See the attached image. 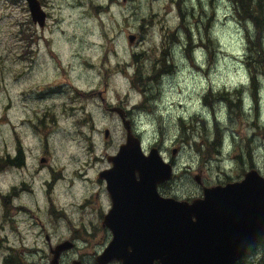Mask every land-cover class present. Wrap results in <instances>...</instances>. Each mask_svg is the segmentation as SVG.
<instances>
[{
  "label": "clouds",
  "instance_id": "1",
  "mask_svg": "<svg viewBox=\"0 0 264 264\" xmlns=\"http://www.w3.org/2000/svg\"><path fill=\"white\" fill-rule=\"evenodd\" d=\"M37 2L43 28L21 17L28 0H0V159L17 158L18 137L27 164L0 171V264H50V249L57 264H99L112 231L95 242L80 233L95 236L114 208L96 182L111 169L83 167L89 141L101 161L130 139L155 153L168 169L156 185L189 206L241 175L264 179V0ZM57 84L87 102L38 99ZM44 111L56 120L47 140L33 127ZM105 129L119 138L102 143ZM45 143L55 180L34 167ZM232 259L264 264V230L237 238Z\"/></svg>",
  "mask_w": 264,
  "mask_h": 264
},
{
  "label": "water",
  "instance_id": "2",
  "mask_svg": "<svg viewBox=\"0 0 264 264\" xmlns=\"http://www.w3.org/2000/svg\"><path fill=\"white\" fill-rule=\"evenodd\" d=\"M28 2L33 21L43 26L45 14L37 0ZM108 160L111 170L99 176L106 179L114 198L103 223L113 239L100 264L113 258L122 264H233L234 241L264 230V179L255 173L229 182L236 185L206 189L204 200L189 206L157 194L156 183L166 178L168 169L155 153L144 158L135 140ZM52 253L50 264H57L56 250Z\"/></svg>",
  "mask_w": 264,
  "mask_h": 264
},
{
  "label": "rangeland",
  "instance_id": "3",
  "mask_svg": "<svg viewBox=\"0 0 264 264\" xmlns=\"http://www.w3.org/2000/svg\"><path fill=\"white\" fill-rule=\"evenodd\" d=\"M13 6H16L15 5V0H13ZM20 15L21 17L23 16H26L27 14L31 13V10H30V5L29 3L27 4L26 7L24 6H21L20 9ZM16 24L20 27L21 29V38L24 42H27V43H30L31 42V39H32V34L31 33H26L24 31V24L20 22V20H17L16 21ZM30 24H36L33 19H32V14H31V19H30ZM44 27V24L43 26H41V28ZM30 55V53H28L27 51L25 52H22L21 53V56H20V60L22 61V63L24 64H29L31 63L30 59L28 58ZM19 75L20 73L18 72L17 73V78L19 79ZM63 97L64 99H67L71 104H81V103H86L88 98L87 97H84V96H81L79 93H77L74 97H69L67 96V93L66 91L63 89V87L59 84L57 85H54L48 89H44L42 91V95L40 97H38V99H41V100H45V101H52V102H55L58 98H61ZM64 110L65 111H70L71 109H69L66 105L64 106ZM34 115V118L36 120V123L33 125L34 129L36 131H38L41 135L45 136L46 140H47V135L48 133L50 132V128H49V125H55L56 123V120H55V117L54 115L51 114V112L49 111H44L42 112L39 116H37L35 113L33 114ZM88 123H91V121L89 120ZM105 132V131H104ZM111 136H116L117 138H119V132L117 131H113L110 133L109 137L106 139L105 138V133H103L102 137H101V142L102 143H107L109 140H110V137ZM126 139V137H125ZM15 147H16V151L17 153L19 151L22 152V155L23 157L25 158V165L23 168L21 169H17L15 167V161L11 158H8V160H4V159H0V171H2L4 168H15L16 170L18 171H22V172H26L27 171V164H26V157L24 156V153L23 151L21 150V147H20V140L19 138L17 137L16 138V142H15ZM100 150L102 151V147L100 148ZM87 152H88V155L90 157V159L88 160V164H85L83 167L86 169L88 168V165L89 164H92V165H99V164H103L104 167L106 168L109 164L106 160V158L101 161V160H98L96 158V155H95V152L93 151V148H92V145H91V142L89 141L88 142V148H87ZM47 157V159L50 158V154L48 152V148H47V143H45V149H44V154L39 158L38 161H36L34 163V167H36V170L39 171L40 169H44V168H47V171L49 174L52 175L53 179L55 180L57 177H56V174L53 173L52 169L50 167H48L47 165V162L45 163H42L41 162V159L42 157ZM93 171H95V169H93ZM99 174V173H98ZM98 174H97V183L103 187V185L105 184L104 182H102L101 180H99L98 178ZM244 175H241L238 179H243ZM62 179V177H61ZM41 184H43L44 187H50V185H47V184H44L43 183V180L40 181ZM160 192L163 193V194H167V192L165 191V185L163 186H160ZM22 189L23 191L25 192H29L30 189L28 188L27 185H22ZM15 191V190H14ZM106 197L108 198V201L110 202V197L108 195V193L106 192L105 193ZM203 195V193H202ZM201 195V196H202ZM5 207L7 208V204H5ZM22 211H27V209H20ZM29 215H32V213H29ZM40 215L39 212L35 213V216L38 217ZM107 230H110L109 228L107 227H103L102 225V228H101V231L98 232L95 236H92V237H88L86 233L84 232H81L80 235L81 236H84L86 237L87 239H90L92 241H96V240H102L103 236H104V233L105 231ZM109 243V241H107L105 243V247L107 246V244ZM51 253L49 255V261L51 259Z\"/></svg>",
  "mask_w": 264,
  "mask_h": 264
},
{
  "label": "flooded vegetation",
  "instance_id": "4",
  "mask_svg": "<svg viewBox=\"0 0 264 264\" xmlns=\"http://www.w3.org/2000/svg\"><path fill=\"white\" fill-rule=\"evenodd\" d=\"M107 129H105V131H106ZM105 133V132H104ZM109 135H110V132H109ZM109 137V136H108ZM108 137H106L105 136V138L107 139ZM21 151H19L18 153H17V158L14 160L15 161V163H13V164H15V167L17 168V169H21V168H23L24 167V165H25V158L23 157V160H21V158L19 157V153H20ZM22 153V152H21ZM23 156V155H22ZM42 159H45V161L44 162H42ZM42 159H41V162L42 163H45L46 161H47V157H42ZM8 160V159H7ZM106 160H107V162H108V166L105 168V169H109V168H111L112 166H113V163L112 162H110L109 160H108V158H106ZM101 173V172H100ZM99 173V174H100ZM99 174H98V178H99V180H101L102 182H104V183H107V181H106V179H101L100 178V176H99ZM240 180H242L241 178L240 179H238L237 181H240ZM163 185H165L163 182L162 183H160V184H158V188H159V190H160V186H163ZM107 193H108V195H109V197H110V203L112 204V206H113V201H112V198H111V194L109 193V191H107ZM161 193V192H160ZM161 196L162 197H168V195H166V194H163V193H161ZM201 197H204V192H203V195L201 196ZM200 197V198H201ZM102 225H103V227H107V228H109L107 225H104L103 224V222H102ZM110 229V228H109ZM111 230V229H110ZM112 231V230H111ZM112 239H113V232H112ZM112 239L109 241V243L112 241ZM109 243L107 244V246H106V248L108 247V245H109ZM50 253H51V259H50V262H51V260H52V258H53V256H54V254L52 253V250L50 249ZM116 261H117V264H122V261L121 260H117L116 259ZM100 264V263H99ZM108 264V263H107ZM156 264H159L158 262H156Z\"/></svg>",
  "mask_w": 264,
  "mask_h": 264
},
{
  "label": "trees",
  "instance_id": "5",
  "mask_svg": "<svg viewBox=\"0 0 264 264\" xmlns=\"http://www.w3.org/2000/svg\"><path fill=\"white\" fill-rule=\"evenodd\" d=\"M19 157L21 158V160H23V156L21 152L19 153Z\"/></svg>",
  "mask_w": 264,
  "mask_h": 264
}]
</instances>
